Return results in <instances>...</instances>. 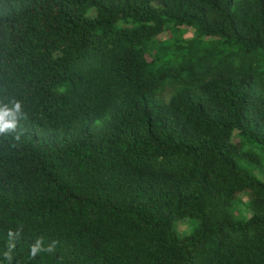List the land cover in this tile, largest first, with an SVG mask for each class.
<instances>
[{
	"label": "trees",
	"instance_id": "trees-1",
	"mask_svg": "<svg viewBox=\"0 0 264 264\" xmlns=\"http://www.w3.org/2000/svg\"><path fill=\"white\" fill-rule=\"evenodd\" d=\"M11 99L0 264H264V0H0Z\"/></svg>",
	"mask_w": 264,
	"mask_h": 264
},
{
	"label": "rangeland",
	"instance_id": "rangeland-1",
	"mask_svg": "<svg viewBox=\"0 0 264 264\" xmlns=\"http://www.w3.org/2000/svg\"><path fill=\"white\" fill-rule=\"evenodd\" d=\"M193 35L190 30L186 31L182 36V40H192ZM160 41H173V35L170 32H166L162 36L159 37ZM215 39H207V40H192L190 43V47L192 50L196 51L200 54H206L208 53L212 46L214 45ZM147 60H150L149 55H146ZM233 141L236 144H239L241 146V151L246 154H254L257 156L259 161L256 159L251 160L248 158V162H242V164L250 170L254 175H256L260 180L264 181V145H260L257 143L252 142L247 137L240 135L238 132H235L233 134ZM240 197L243 199V204H241V201L238 205H236L237 209H244L247 205V201L249 200L248 196L245 194H241ZM249 202V201H248ZM238 203V201H237ZM248 216H251V211L246 210L245 212ZM187 223V221H186ZM187 230V227L184 225H180L178 227V231L180 233Z\"/></svg>",
	"mask_w": 264,
	"mask_h": 264
},
{
	"label": "clouds",
	"instance_id": "clouds-1",
	"mask_svg": "<svg viewBox=\"0 0 264 264\" xmlns=\"http://www.w3.org/2000/svg\"><path fill=\"white\" fill-rule=\"evenodd\" d=\"M27 113L23 111L21 101L11 99L7 103L0 101V135H8L10 133H16L15 139L19 141L20 133L17 129L22 120H27ZM19 234V229L16 232L9 230V238L12 239ZM56 242L53 241L48 246H44L42 240L38 239L30 249V255L35 258L38 252H53ZM15 247V243L9 244V249ZM5 258L11 261L12 257L10 251L5 252Z\"/></svg>",
	"mask_w": 264,
	"mask_h": 264
}]
</instances>
